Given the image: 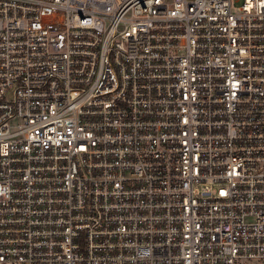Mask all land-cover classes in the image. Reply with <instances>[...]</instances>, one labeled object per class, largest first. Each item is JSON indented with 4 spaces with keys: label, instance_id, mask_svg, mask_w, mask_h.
<instances>
[{
    "label": "built area",
    "instance_id": "obj_1",
    "mask_svg": "<svg viewBox=\"0 0 264 264\" xmlns=\"http://www.w3.org/2000/svg\"><path fill=\"white\" fill-rule=\"evenodd\" d=\"M0 264H264V0H0Z\"/></svg>",
    "mask_w": 264,
    "mask_h": 264
}]
</instances>
